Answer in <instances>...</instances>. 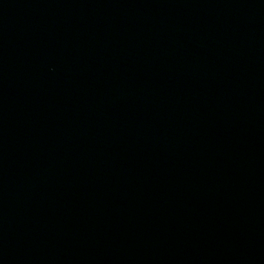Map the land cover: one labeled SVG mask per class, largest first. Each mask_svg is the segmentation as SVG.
Returning a JSON list of instances; mask_svg holds the SVG:
<instances>
[{
	"label": "water",
	"instance_id": "1",
	"mask_svg": "<svg viewBox=\"0 0 264 264\" xmlns=\"http://www.w3.org/2000/svg\"><path fill=\"white\" fill-rule=\"evenodd\" d=\"M0 264H264V0H0Z\"/></svg>",
	"mask_w": 264,
	"mask_h": 264
}]
</instances>
